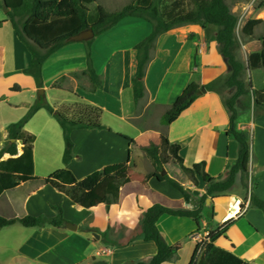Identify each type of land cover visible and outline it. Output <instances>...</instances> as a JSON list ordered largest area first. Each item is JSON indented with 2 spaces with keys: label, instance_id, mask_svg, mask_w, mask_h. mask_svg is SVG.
Returning a JSON list of instances; mask_svg holds the SVG:
<instances>
[{
  "label": "crops",
  "instance_id": "1",
  "mask_svg": "<svg viewBox=\"0 0 264 264\" xmlns=\"http://www.w3.org/2000/svg\"><path fill=\"white\" fill-rule=\"evenodd\" d=\"M124 1L108 0L110 9H106L118 11L132 0L123 4ZM152 30L149 21L127 17L93 38L92 58L101 80L98 87L86 74L87 41L70 42L49 56L43 66V84L39 86L35 76L28 72L33 56L0 8V152L14 143L9 137V127L20 122L35 105L47 103L69 120L105 128L74 130L71 135L74 158L65 165L63 130L46 109H39L24 127L27 134L35 137L37 178H47L68 168L81 180L107 166L128 162L130 180L121 188L118 201L91 209L75 205L66 195L41 181L24 183L3 194L1 216L54 217L52 206L61 205L64 219L78 228L36 229L15 224L0 229V264L148 262L158 248L154 242L146 241L141 232L144 214L155 204L179 210L193 207L194 203H187L166 182L149 178L154 169L143 149L159 145L162 137L167 136L172 143L182 145L181 155L187 167L205 162L207 172L219 179L237 160L238 143L228 135L231 114L223 95L203 88L175 122L170 125L163 122L166 112L188 85L197 83L205 87L230 73L219 44L200 25H180L157 38L145 69L144 95L135 98L136 47ZM259 51L258 48L253 52ZM56 83L59 87H54ZM39 89L44 90L45 99H37ZM233 93L229 90L226 95ZM237 110L241 113L239 130L243 132L249 127L248 135L243 133L251 138L253 192L264 201V115L256 116L252 104L242 107L238 103ZM18 145L20 156L24 143ZM10 157L6 153L0 161ZM164 168L167 176L179 182L186 176L177 164ZM240 182L238 175L224 195L206 201L204 211L212 214L213 222L204 215L200 226L189 217L159 218L157 228L166 242L182 245L177 258L163 264H191L198 246L196 236L207 233V226L218 228L230 221L232 224L215 241V246L250 264H264V213L251 205ZM182 185L184 191L190 190ZM232 211L236 215L230 216ZM8 239L12 240L11 247L6 244Z\"/></svg>",
  "mask_w": 264,
  "mask_h": 264
},
{
  "label": "trees",
  "instance_id": "2",
  "mask_svg": "<svg viewBox=\"0 0 264 264\" xmlns=\"http://www.w3.org/2000/svg\"><path fill=\"white\" fill-rule=\"evenodd\" d=\"M100 0H0V8L5 3L8 8L7 17L11 21L21 42L31 52L33 59L28 72L33 74L39 84H43V66L46 60L56 51L70 43L71 36L92 29L95 37H98L115 27L121 20L127 17H138L149 21L153 25L152 33L137 47V72L133 80L135 98L138 100L144 95L145 69L150 57V51L157 38L184 24L200 25L208 35L213 37L219 44L220 51L226 59L230 73L205 87L197 83H191L186 87L176 102L166 112L163 122L170 125L175 122L181 114L187 110L199 97L201 90L214 91L224 96L226 106L231 114L228 135L238 143V157L230 167L226 177L217 179L206 170V163H198L192 167L185 165L181 155L182 145L172 143L167 136H163L159 145H150L144 148V152L153 165V173L149 178L155 177L160 182H166L173 190L184 197L188 192L184 191L181 182L162 176V170L168 164L179 165L187 179L195 185L199 184L200 178L207 186L208 191L202 197L201 205L194 210L172 209L161 204L152 206L143 216L140 229L146 241L156 244L157 254L148 262L137 264H163L177 258L181 243L169 245L157 228V221L163 215L178 217H189L194 219L200 226L206 199L210 196L219 197L224 195L235 184L238 175L243 179L250 175L251 144L248 135L249 127L240 132L237 126L239 112L237 105L240 99L247 97L250 93L244 82L245 66L237 57L236 29L238 17L231 13L225 0H132L122 9L110 12L99 5ZM263 21L249 20L244 29L245 35H252L255 28ZM94 37V38H95ZM93 39L87 44V70L91 83L98 87L101 85L100 77L94 68L92 58ZM251 69L264 72V39L262 49L250 54L248 58ZM54 87H59L58 83ZM229 90H234L230 97H226ZM255 115L264 108V102L255 94ZM41 108L46 109L52 115L64 133L65 153L63 161L68 165L74 158V143L72 132L78 129L97 128L104 129L102 125L85 124L82 121H73L55 110L47 103L35 105L29 113L18 123L9 127L10 140L15 142L8 144L0 152V159L4 154H10V158L0 161V197L12 190L17 189L24 183L41 181L51 186L60 193L66 195L75 205L84 209H91L99 205L116 202L120 199L121 188L130 182L128 177V162L107 166L96 171L84 179H77L68 168H63L47 178L35 176L33 147L35 137L24 131L26 123ZM24 143L23 153L17 156V143ZM250 203L264 213V201L260 200L254 193L251 195ZM56 216L24 215L17 218H6L0 215V229L20 224L25 228L42 229L46 227L62 228L66 225L61 205L52 206ZM232 222H228L215 231H212L205 244L204 256L198 260L200 245L193 256L191 264H250L236 257L232 253L215 246V241L226 233Z\"/></svg>",
  "mask_w": 264,
  "mask_h": 264
},
{
  "label": "rangeland",
  "instance_id": "3",
  "mask_svg": "<svg viewBox=\"0 0 264 264\" xmlns=\"http://www.w3.org/2000/svg\"><path fill=\"white\" fill-rule=\"evenodd\" d=\"M107 1L108 0H100L98 4L103 5L105 8H108L109 10L110 8L109 5L107 4ZM127 2L128 0H125L123 4ZM225 3L230 9L231 13H233L238 17V26L235 33L237 40V57L245 66V74L243 79L245 85L250 91L247 97L240 99V104L242 105V107H246L248 104L249 105L252 104L253 107L255 108V98L257 97L255 94L258 93L259 94L258 98L264 102V72L262 70L251 69L249 67L248 58L250 54L254 53L253 51L257 50L258 48L262 49V40L264 39V0H225ZM2 9L4 11V8ZM249 20L263 21V23L255 28L252 35L248 36L243 33V29ZM230 96L231 95H226V97H230ZM263 113H264V108H262V110L258 112V114H263ZM240 115L241 113L239 114V117ZM239 119L241 118H238V120ZM238 120L237 123L239 122ZM248 140L251 141V138H248ZM226 175L224 177H226ZM198 179H199L198 185H195L193 182L189 181L186 176L185 178H183V180H180L186 186V188L190 189L189 191H187L189 196L188 197L183 196V198L185 199V201H187V203L189 204L191 202L194 203L193 207L190 206L188 207V209L190 210L197 209L201 205L202 197L208 191V186L203 181H201L200 178ZM240 183H241L240 184L241 189L245 191L247 198L250 200L251 195L254 193L253 188L255 185V180L252 179L250 175L245 179H243V177L241 176ZM196 188H198L201 191L199 190L197 191ZM210 197H208L206 201L209 200ZM190 198H192L193 201H191ZM236 213L237 212L232 211L230 213V216H234L236 215ZM203 215L204 217L207 218L209 222H213L211 213L204 211ZM67 222L73 224L70 221ZM17 227H21V226H17ZM216 229L217 227H214L213 225L207 226V233H205L206 234L205 237H209L210 233L212 231H215ZM6 244H9L7 246L11 247L13 245L12 240L8 239ZM205 249L206 247H204L202 251H200L198 260H200L204 256ZM8 251L13 252L10 248L8 249Z\"/></svg>",
  "mask_w": 264,
  "mask_h": 264
},
{
  "label": "water",
  "instance_id": "4",
  "mask_svg": "<svg viewBox=\"0 0 264 264\" xmlns=\"http://www.w3.org/2000/svg\"><path fill=\"white\" fill-rule=\"evenodd\" d=\"M3 8H4V12L5 13H8V8L6 6V4L4 3L3 4ZM95 37V33L92 29H89V30H85V31H82L80 33H78L77 35H74V36H71L70 37V41L71 42H84V41H88V40H91ZM205 90V89H204ZM44 90L43 89H39V91L37 92V99L40 100L41 98H44L45 99V96L43 94ZM12 142H15L14 140H12ZM162 176H165L167 175V171L166 169L164 168L162 170V173H161ZM66 227L69 229V230H72V231H76L77 230V226L75 224H71V223H68L66 222ZM94 236L96 238H99V235L97 234H94Z\"/></svg>",
  "mask_w": 264,
  "mask_h": 264
},
{
  "label": "built area",
  "instance_id": "5",
  "mask_svg": "<svg viewBox=\"0 0 264 264\" xmlns=\"http://www.w3.org/2000/svg\"><path fill=\"white\" fill-rule=\"evenodd\" d=\"M238 121L241 122V119H239ZM205 236H206L205 233L199 234L196 236L197 240H198V244L200 245L199 253H200V251H202V249L205 247V244L208 241V237H205Z\"/></svg>",
  "mask_w": 264,
  "mask_h": 264
}]
</instances>
